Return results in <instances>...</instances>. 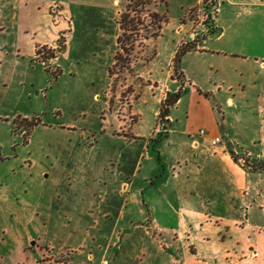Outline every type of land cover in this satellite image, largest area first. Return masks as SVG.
<instances>
[{
    "label": "rangeland",
    "instance_id": "374dc122",
    "mask_svg": "<svg viewBox=\"0 0 264 264\" xmlns=\"http://www.w3.org/2000/svg\"><path fill=\"white\" fill-rule=\"evenodd\" d=\"M73 1L74 19L73 26H70L73 32L69 34V51L66 56L60 57L59 61L49 63L53 73H47L41 61L25 62L22 58L18 64L9 58V62L0 69V264H8L14 257L16 245L13 242L21 237L26 239L27 236L36 238L34 245L31 246H37L38 250L32 253L33 263L53 261L52 264H70L73 251L68 248L60 249L41 238L47 236L46 232H48L46 238H50L49 233L58 232L55 225L49 227L44 225L46 217L50 214L59 216L90 210L92 208L90 204L94 199L93 192H96L100 184L98 181H108V176H112L114 171V162L108 163L110 165L106 171L108 176L104 179L101 173L102 166L107 161L104 157L120 151L129 154L138 151V144L129 152L126 151L127 146L124 143L104 136L100 132L99 122L108 121L116 125L114 135L119 136H132L133 126L140 121L144 126L154 127L152 137L167 134V121L161 118L160 112L155 116L161 105L157 104L155 98V91L160 90H156L157 84L154 83L162 81L169 72L175 77L174 62L171 64L174 51L177 52L183 44L206 35L208 28L205 23L209 22L208 27H213V22L211 23L207 12L204 11L202 0H197L189 13L183 6L194 0H165L166 4L156 6L160 14L166 17L160 35L151 42L145 39L148 33L153 31L152 19L149 15L142 14L137 18L141 20L136 24L139 31H127L120 48L117 44L120 35L119 12L125 11L127 0ZM99 4L102 8H94ZM221 6L223 9L224 6L227 7L224 3H221ZM59 8L57 5L55 11L57 12ZM219 8L220 0L215 7L212 6L209 14L213 17L216 13L217 18ZM237 14L224 10L222 20L233 28L224 41L213 40L209 45L206 44L241 51L245 56H249L248 73L250 79L253 77L256 79L249 80L247 75L245 81L251 83L248 89L253 88L255 91L256 88L262 87L264 81V72L256 64L258 59L264 58V11L258 10L253 15L241 13L240 18L236 19ZM67 41L66 35L61 36L57 49L62 48L65 52ZM201 48L202 44L196 51L182 56L181 68H187L188 74L197 86L196 90L199 88L204 95L209 94L212 104L221 105L219 121L221 127H228L225 139L229 150L233 151L231 155L234 163L240 170L249 174L250 195L256 193L257 197L264 201V170L254 169L264 165V143H251V138L256 136L254 132L257 130L252 124L253 117L245 112L242 104H236L234 109L229 108L226 99L233 97L234 93L221 92L218 89L212 91L218 86H227L223 85L224 80L237 84L238 75L233 73L229 61L225 68L230 76L223 70H211L212 60L207 58L211 56L208 53L206 54L208 56L203 57ZM117 52L121 55L120 61L112 76L110 69ZM59 55L61 56L60 52L57 56ZM232 61L237 63L235 59ZM237 89L243 95L251 94L253 98L252 90L244 92L242 86ZM185 95L183 92L181 96L184 98L183 106L172 107L175 109L173 118H179L184 122L187 118L185 105L189 104V97ZM225 113L226 118L223 117ZM262 113L264 115V112ZM195 114L196 117L193 116L197 121L194 127L196 130L205 129L201 125V114ZM24 119H27L26 122ZM95 130L96 133H93ZM82 132L85 134L84 137ZM174 138V140L179 138L178 133ZM231 138L232 143L229 142ZM180 152L177 144L169 147L164 143L161 161L155 151L152 164L144 163V166L152 165V172L157 174H163L164 169L170 173V167L174 164L172 160L177 159ZM70 157L75 158L73 163ZM164 159L169 160L166 167L163 165ZM85 163L87 167H84ZM69 172H73L70 177ZM83 173L88 176L82 178ZM204 176L201 184L205 185L208 182L212 184V188H216L217 177ZM80 178L85 179L86 183L81 182ZM152 180L157 186V178L154 177ZM139 182L140 177L136 185ZM108 184L112 190L110 194L114 196L116 193L114 187H119L115 177L113 180L109 179ZM150 184L152 185L148 182V187ZM70 187H73V192L69 191ZM181 187L183 185L173 181L171 190L167 193L171 196V192H174L173 198H176L179 190H182ZM55 194L56 197H52ZM96 197L99 198L98 195ZM139 198V203L134 210L132 209L135 225L132 223L124 225L126 228L137 226L133 231L134 239L125 242L116 264L164 262V252L161 254L156 252L160 249L165 251L163 244L159 246L156 242L144 240L143 237L148 227L151 226L150 229H153L152 219L157 220L163 229H174L177 234L180 230L179 234L185 242H191L190 235L193 236L196 244L193 248H187L190 257H196L193 255L195 247L209 250V247L212 249L216 244L222 250L233 249L239 252L228 256L229 264H264V220L256 219L255 216L250 218V214L248 218L246 208L217 205L213 209L209 205L197 206L196 210L201 216L194 219L190 218L184 211V206L173 198L171 201L167 198L160 199L156 192L148 198L149 203L145 204L141 195ZM113 204V208L109 210L114 213L120 209V205L116 200ZM97 205L93 207L96 211ZM103 207L102 210L107 212V206ZM258 210L264 215V207ZM181 213H184L186 220H183ZM235 221L239 223L235 224ZM242 230L245 235H249L250 240L245 243L246 249L241 251V245L238 246L237 242L244 238ZM59 233L61 235L64 232L59 230ZM91 234H96V231H92ZM143 245L151 255L147 256V261L141 263L135 256L140 257ZM213 254L210 257L209 253L205 257L198 255V258H212L215 256ZM3 258L6 262H2ZM76 259L80 260L77 264H99V260L92 263L86 255L78 256ZM111 263L113 264V260ZM102 264L109 263L104 261Z\"/></svg>",
    "mask_w": 264,
    "mask_h": 264
},
{
    "label": "crops",
    "instance_id": "0c3cea01",
    "mask_svg": "<svg viewBox=\"0 0 264 264\" xmlns=\"http://www.w3.org/2000/svg\"><path fill=\"white\" fill-rule=\"evenodd\" d=\"M197 0L192 1L190 4L183 6L187 8V13L193 9L196 5ZM82 3V2H81ZM221 3L226 4L227 7L224 9ZM73 0H0V69L3 68L6 62H9V58L18 64L20 58L24 59L25 62L31 60L40 61V57L37 56V50L41 47H47L49 49H57L58 40L61 36L68 38L66 51H60L61 56H57L55 60L59 61L60 57L66 56L70 47V26H73ZM117 4H119L117 2ZM59 5L58 11H55V7ZM97 9H100V4L97 5ZM224 10L233 14L238 13L236 19L240 18L241 13H247L253 15L258 10L264 11V0H220V8L218 16L215 20L216 27L219 32L216 35L209 36L203 43L200 52L202 56L206 57L210 54L211 57H207L212 60L210 69H217L230 74L225 68V64L229 61L232 66L233 73L238 75V83L223 81V85L218 88H213V92L218 89L219 91H226V93H234L233 97H227L226 103L229 104L230 109H234L236 104L244 105L243 109L247 114L251 115L253 123L257 130L254 132V136L251 141L252 144H263L264 143V81L263 85L259 89L250 88L251 83L247 80L249 76L248 65L249 56H245L243 52L237 50H229L223 47H212L208 46L209 42H222L228 37V32L233 28L222 20ZM239 10V11H236ZM235 12V13H234ZM187 14H185L186 16ZM60 22V23H59ZM61 25V26H59ZM208 45H207V44ZM59 45V44H58ZM176 50L174 51L171 64L175 57ZM58 55V54H57ZM237 60L236 64L232 60ZM216 59V61H214ZM264 72V58L256 61ZM263 64V66H261ZM218 67V68H216ZM185 79L183 84L173 78L171 72L168 73L167 77H164L162 81L158 80L155 84L156 90L152 91L157 98V104L161 105L165 99L167 93H176L181 88L185 92V97H189V104L186 103L185 109L187 118L184 121L174 119L172 114L175 109L171 108L169 113V121L167 122V134L156 135L152 137L154 133V127L144 126L142 121L138 122L132 128V136H119L114 135L116 125H113L108 121L99 122L100 132L104 136L115 139L116 141L124 143L127 148L126 151L132 152L133 146L138 144V151L133 153H124L122 151L116 154L106 155L104 158L109 162L103 164L101 173L104 175V179H107V167L110 166L108 163H113L114 171L112 176H108L110 180L115 177L116 183L119 187H114L116 191L115 195H111L112 190L109 187L108 181H98L96 192H93L94 199L90 204L92 208L84 212L67 213L65 215H49L46 217L44 225H55V234L46 232V237L41 236L43 241L56 245L58 248H68L73 251L71 256L70 264H77L76 258L78 256H87L89 261L94 263L99 260V264L107 261L109 264H116L118 257H120L125 242L127 240H133V231L135 227H125L127 223L135 225L134 214L132 209L139 203L141 195L143 202L149 203L148 198H151V194L156 192L158 198H167L171 201L174 196V192H171V196L168 194L172 187V182L177 181L180 185H183L182 190H179L178 197L173 198L176 202L181 203L184 206L190 218L196 219L201 216L200 212L196 210V207H203L209 205L211 208H215L217 205L221 207H239L240 209H247V217H256V219L264 220V215L260 209L264 207V201L257 197V194L250 195L249 185V174H246L243 170L236 167L233 157L232 150H229L226 142V136L228 135V127H221L218 113L221 112L219 107L221 105H214L209 99V94L204 95L203 92L198 88L196 90V84L191 76L188 74L187 68L182 69ZM264 74V73H263ZM241 77V78H240ZM251 78L250 76L248 78ZM260 78L257 80L259 81ZM229 83V84H228ZM189 86V87H188ZM242 86L243 91L252 90L254 94L253 98L251 94L243 95L237 87ZM201 88V87H200ZM159 93V94H158ZM241 93V94H240ZM149 94V92L147 93ZM157 95V96H156ZM204 96V97H203ZM144 103V101H143ZM147 104V102H146ZM184 98H181L176 104L178 108L183 106ZM160 109V108H159ZM160 110H156L155 116ZM195 113L201 114L202 124L206 129L196 130L194 123L197 121ZM143 112H141L142 116ZM194 115V116H193ZM226 118V113L223 114ZM257 120V123H256ZM102 124V125H101ZM250 125L248 123L247 128ZM226 131H223L225 130ZM204 130L205 134L201 135L200 131ZM96 133V130L95 132ZM179 135L177 140H174V135ZM84 137V132L81 133ZM133 137V138H132ZM215 137L221 138V143L217 146H212L211 140ZM134 139L131 141L130 139ZM138 140V141H136ZM164 140V141H163ZM163 141V143H162ZM232 141V138L229 142ZM168 144L169 147L179 146L178 158H174L172 162L174 164L170 167V173L164 169L163 174H157L152 172V165L145 167L144 163L152 164L154 160V152L159 155L160 161L163 157V144ZM152 150V151H151ZM103 155V154H102ZM105 155V154H104ZM103 155V156H104ZM177 157V156H176ZM75 158L70 157L73 163ZM168 159V158H167ZM164 159L163 165L166 167L169 160ZM175 163H178L176 166ZM74 165V164H73ZM128 166V168H127ZM87 167V163L84 164ZM87 173V172H85ZM73 175V172H69L68 176ZM83 177L88 175L82 174ZM210 177H217L216 188H212V184L206 182L205 185L201 184V179ZM140 177V182L136 185V181ZM157 178V186L154 185L152 178ZM226 177H230L229 179ZM81 179V178H80ZM98 179V178H95ZM219 181L221 182L219 184ZM81 182L86 183L85 179H81ZM148 182L152 183L148 187ZM104 183V184H103ZM71 185V184H70ZM103 185H105L103 187ZM158 185L161 187L159 188ZM120 188V189H118ZM158 188V189H157ZM118 189V190H117ZM174 189V188H172ZM69 191H74L73 187H70ZM168 192V193H167ZM253 194V192H252ZM99 196L96 197V196ZM52 197H56V194ZM95 200L97 201V211L93 207L96 206ZM118 201L120 209L116 212H112L109 209L113 208V202ZM67 201L70 200L67 198ZM234 202H236L234 204ZM262 202V203H261ZM103 205H106L107 212L102 210ZM231 205V206H230ZM234 205V206H232ZM61 213V212H60ZM182 214L183 220H186L184 213ZM154 224L153 229L148 227L145 230L144 240H150L156 242L159 246L163 244V250H159L157 254L164 252V262L160 261L159 264H229L228 256L238 254L239 252L233 251V249H221L216 244L211 249L202 250L201 247L197 246L194 249V256L190 257L188 254V247L193 248L196 244L194 237L190 235L191 242H185L184 238L174 229H163L159 222L155 219L151 220ZM68 223V224H67ZM239 222L235 221V224ZM248 226H246L247 228ZM143 229V227H140ZM245 229V228H244ZM50 230V229H49ZM59 230L64 233L60 235ZM48 231V230H47ZM51 231V230H50ZM49 231V232H50ZM92 231H96V234H91ZM59 235V238L57 236ZM242 237L237 242L238 246L241 245V251L245 246L246 241L249 242V235L242 230ZM57 238V239H56ZM246 239V240H245ZM36 238L33 236H27L26 239L23 237L13 242L16 247L14 248V257L8 261V264H37L32 262V253L37 250V246L34 245ZM5 242V241H4ZM59 242V243H57ZM192 242L194 245H192ZM143 245L140 257L135 256L141 263L147 261V256L150 252ZM249 248V245H248ZM78 250V252H76ZM87 250V251H86ZM240 251V253H241ZM135 252V251H134ZM209 253V257L213 254L212 258H198V255L205 257ZM148 254V255H147ZM76 255V257H75ZM151 255V254H150ZM146 258V259H145ZM6 260L3 258L2 262ZM53 262V261H52ZM51 261L42 264H52Z\"/></svg>",
    "mask_w": 264,
    "mask_h": 264
},
{
    "label": "trees",
    "instance_id": "16d2710c",
    "mask_svg": "<svg viewBox=\"0 0 264 264\" xmlns=\"http://www.w3.org/2000/svg\"><path fill=\"white\" fill-rule=\"evenodd\" d=\"M204 4V11L208 15V19L211 20V23L213 22V27H208L209 22L205 23L207 26L206 35L203 37L194 40L190 43L183 44L181 47H179L178 51L175 54L174 57V74L173 78H175L178 82L183 84L185 76L181 68V58L185 54L196 51L200 44H202L209 36L216 35L219 32V29L214 25L215 24V18L216 13H214L213 17L211 14H209V11L211 10L212 6L215 7L217 5L218 0H202ZM166 4L165 0H127L125 11L119 12V25H120V35L117 40L118 47L122 48V38L125 36L124 34L127 31H139L137 28L138 24L141 20H137L138 16H141L142 14H147L152 19V26L153 31L149 32L148 35L145 37L147 41H153V39L157 38L160 35V30L162 27V24L166 21V17L164 15H161L159 10L156 8L157 5ZM210 23V24H211ZM124 32V33H123ZM62 48H58L55 50L49 49L47 47H41L37 50V56L40 57V61L44 63L45 70L47 73H53L49 63L52 60H55L57 57V54L62 51ZM120 53L117 52L114 57V64L112 68L110 69V75L113 76L115 68H117L118 63L120 61ZM183 89L181 88L176 93H167L166 98L161 104L160 108V116L162 119H165L167 122L169 121V113L170 109L176 105L182 94ZM27 119H24L26 122ZM32 123V122H31ZM28 122V124H31ZM33 124V123H32ZM31 124V125H32ZM254 169L257 170H264V165H259L258 167H255Z\"/></svg>",
    "mask_w": 264,
    "mask_h": 264
},
{
    "label": "built area",
    "instance_id": "2783aa9c",
    "mask_svg": "<svg viewBox=\"0 0 264 264\" xmlns=\"http://www.w3.org/2000/svg\"><path fill=\"white\" fill-rule=\"evenodd\" d=\"M200 134L201 135H204L205 134V131L204 130H201L200 131ZM221 143V138L220 137H215L214 139H212L211 140V144H212V146H217V145H219Z\"/></svg>",
    "mask_w": 264,
    "mask_h": 264
}]
</instances>
